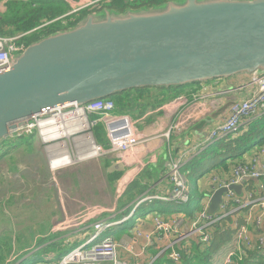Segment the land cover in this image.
<instances>
[{"label":"water","instance_id":"obj_1","mask_svg":"<svg viewBox=\"0 0 264 264\" xmlns=\"http://www.w3.org/2000/svg\"><path fill=\"white\" fill-rule=\"evenodd\" d=\"M262 73L264 0H172L124 12L106 8L31 43L0 72V142L16 133L18 121L61 105L80 107L131 89ZM229 190L242 193L241 186L218 189L208 214L218 211Z\"/></svg>","mask_w":264,"mask_h":264},{"label":"crops","instance_id":"obj_2","mask_svg":"<svg viewBox=\"0 0 264 264\" xmlns=\"http://www.w3.org/2000/svg\"><path fill=\"white\" fill-rule=\"evenodd\" d=\"M38 1L43 3L49 2V0ZM87 1L90 0H63V3L67 6L68 11L79 9L77 14V18H79V14L84 11ZM85 15L82 14L81 16L84 17ZM250 78L251 76L248 74H241L206 83H199L196 86L187 87L181 91L175 98L177 101L173 100L175 101L174 103H171L173 101H167L155 109H148L141 116L133 117L134 129L139 143L128 152L122 155H115L120 160L114 157L91 159L80 161L79 164L65 169L57 171L49 170L52 172L49 178L52 183L51 202L42 211H39L37 201L32 200V204L27 203L23 209L24 212L20 211V217H24L25 222H19V229L32 232L33 229L43 228L45 229V233H50L49 229L52 225L54 226L57 222L62 221L64 217L71 216L80 209V202H94L100 205L102 204L104 207L114 208L113 212L104 215L103 219L116 223L110 229L114 231L112 237L117 243L119 239L121 242L122 239L128 237V239H132L134 242L137 241V246L139 245L137 247L138 250H143V239L136 240L134 237L135 226V229L142 228L145 231H152V218L156 214L167 218L180 213L181 216L186 218L184 213L177 212L175 206L170 207L171 204L162 198L167 196L171 190V184L167 178V162L170 158L179 157L182 151H188V154H185L183 158V166H187L195 158L200 156L203 148L216 143L212 142L213 144L204 145L205 138L210 131L227 118L229 114L228 107L233 102L246 100L253 95L255 87L249 85ZM230 88H238V91L229 93L231 92L228 91ZM220 93L223 95H220ZM196 94H208V98H202L198 102H192V97L196 96ZM192 109L197 111L196 120L187 126L183 132L174 133L171 131L170 127L172 123L178 121L183 115V112ZM100 125L102 126L101 123ZM99 140L107 144L103 129L101 130ZM257 147H253L249 151L244 152L240 156V159H234L233 161L245 160L249 154L255 152L254 150ZM37 150L38 147L36 152ZM211 173L216 172L210 171L208 175L200 177L197 180V186L201 188L199 191L201 199L210 192L208 177ZM229 173L230 169L226 175ZM25 177L30 184L37 185L39 189L42 188L36 176L34 177L31 173H26ZM262 181L264 182V179ZM248 184L247 190H253L259 182L252 180ZM134 185H136V189H132L131 191L133 192L130 193L129 189ZM63 191H65V194ZM141 197L154 198H149V202H144L139 208L137 207L143 210L144 217L139 216L134 226L124 228L127 222L122 223L123 219L135 217L138 211H135V206ZM261 197H264V193ZM159 209L161 212H159ZM250 211L252 216L261 215L262 223L258 228L252 223L247 224L252 245L246 248L238 245L233 225L234 223L245 225ZM31 215H34L33 219L30 218ZM63 222L66 223V220H63ZM216 227L220 229L219 233H225V235L217 237L220 242V247L214 253L212 258L213 264H241L247 255L250 256L251 262L260 260L264 264V242L261 243L262 245L259 244L260 239L264 236V211H261L257 207L249 209L246 207L237 208L234 213L227 216ZM189 228V225H184L180 233L182 235L187 234ZM66 229L74 228L69 227ZM125 229L129 230L126 231ZM17 232L20 233L22 231ZM213 233L215 235L216 231H213ZM51 237V240L40 247L39 252H41V256L48 253L44 251L45 246H47L49 247L47 248L49 253L53 254L50 256L45 254L42 260L41 256H36L38 263L44 260L41 264H45V258L47 259V257L55 259L57 256L58 258L60 256V250L65 247H71L67 244V235L52 234ZM194 237L196 239L199 238L197 236ZM191 240L190 238V245ZM171 243V241L164 239L161 245L155 239L152 240V243L148 244L149 246L145 248V250L148 249L152 253L151 258L147 260V264H152L156 257L164 255L166 248L170 247ZM182 243H184V240H182ZM25 250H27L26 246H21L20 248L12 249L9 255H7L9 253L8 251L5 259L0 261V264H20L22 260L35 259V255H33L35 251L30 252ZM240 250L243 251V254L240 253ZM247 252L249 253L247 254ZM14 255L16 257L24 255V257L12 262V259H8V257H13ZM59 260L50 264H58Z\"/></svg>","mask_w":264,"mask_h":264},{"label":"rangeland","instance_id":"obj_3","mask_svg":"<svg viewBox=\"0 0 264 264\" xmlns=\"http://www.w3.org/2000/svg\"><path fill=\"white\" fill-rule=\"evenodd\" d=\"M30 1L35 2V4L32 5L33 10L31 11V14L38 15L40 24H44L42 25L41 28H44L45 26L50 24L46 16L49 15L52 16V13L54 11L47 12L44 9L49 5L47 3L44 4L43 2H39L38 0H23L24 3ZM90 1H87V4L89 6H91ZM40 4H42L43 8H40L39 6ZM52 4L57 5L63 3L60 1H54ZM89 6L86 5V7H84L85 8L84 10L87 11L86 14L94 13V12L98 13L103 9L108 8V3L103 4V6L95 9H93L94 7L89 8ZM35 10H37V12H35ZM27 12L30 11L28 10ZM0 14L5 15L6 11L1 10ZM53 21L55 22L56 20L54 19L50 22ZM77 22L78 21H76V23ZM74 25H71L70 27ZM12 30H14L13 32H15L13 26H12ZM31 32H33V30ZM21 35L24 34L21 32H17V33L15 32L12 37L19 38V36ZM107 100L108 99L105 98L95 101H104L105 103H107ZM171 100L172 99L168 101ZM82 106L77 108L80 109ZM71 111L72 114L73 112L77 111L80 115L79 117H76L73 114L75 120L86 119L87 122H93L95 120L96 121L98 120V122L91 128V133H92V129L95 126H97L99 123H101L99 122V116H97L94 113H86L85 114L86 118H84V116L78 110H75V108H71ZM113 113L128 117L133 125V133L137 137L134 129L133 117L127 114H119L116 109L114 110ZM87 115H91V116L95 115L98 118L92 119L91 116L87 117ZM62 124L59 123L58 121H55V125L57 126L58 129L62 128L63 126L68 128L67 131H69V129H71L70 128L71 126L74 127L73 123L70 122L68 116L66 117V121L62 122ZM28 133L29 134H26L25 132H21V131L16 132L11 137H7L4 139V141H6L5 146L3 145L2 147L0 146V230H2L0 231V256L2 255L3 260L5 259V255L8 251L9 253L7 255L11 253L10 251L12 249L20 248L21 246H26L27 250L25 251H30V252L35 251L33 254L35 255V259L33 260H36V256H41V252H39L40 247L45 245L50 240L49 238H51L52 234H61V236L67 235L68 237L67 244L71 246L70 248L65 247L62 250H60V256L58 257L59 259H61L63 256H65L72 250L74 249L76 250L77 247L82 249H89L92 246L97 245L95 243L85 244L88 241V239L95 240V238H99V240L96 242L98 243V242H104L105 240L110 238V240L117 242L116 240L112 239L113 238L112 234L114 231L110 229L111 227L106 230L104 229V227L108 225H114L116 223H113L107 219H103V216L112 213L114 208L104 207L102 204L100 205L99 203H94V202H91L92 204L80 202L79 204L81 206L80 209L75 214L68 217H64L63 220H66V223H64L62 220L57 222L54 226L52 225L51 228L49 229L50 233L49 232L45 233V229L43 228L33 229L32 232H26L23 231L22 229H19V225H20L19 222L20 221L25 222L24 217H20V211L24 212L23 209L24 207H26L27 203L32 204V200L37 201L38 203L37 207L39 208V211H42V209L46 208L51 202L52 183L49 180L52 174L51 171H57L68 167H72L76 164H79L80 161H87L91 159H107L114 157L120 160L118 157L115 156L114 153L109 151V144L106 139V136L105 139L107 141V144L106 142L103 143L102 141H97L95 137H92L93 133L92 136L88 135L89 131L86 128V125H81V127H77V130L74 131L72 134L69 133V136L54 134L53 137H56L54 139H50L52 136H45L43 133H39L37 129H34V131H30ZM94 143L101 147L100 149L101 151H103L102 155L100 156L96 155V157L94 156L96 152L94 149ZM37 147L38 150L36 152ZM52 151L54 152V156L58 158L61 157L62 159L57 160V158H51L50 155ZM28 153H32V154H28ZM238 154L239 153H236V155ZM202 160L203 159L198 158L197 160H195V164L197 163L200 164ZM199 164L194 171L185 173L188 172V170H186L184 172L188 189L190 190L191 196L195 200H199L200 198V193H199L200 188L197 187V180L200 177H205L206 175H208V170L210 167V163L207 164L206 162H204L201 163L200 165ZM52 168H55L56 170H53ZM26 173H31L34 177L36 176L42 188L39 189L37 185L30 184L25 177ZM229 175H231V173L228 174L227 176ZM63 193L65 194V191H63ZM262 193H264V190ZM142 211H143L142 209H139L136 212L135 217L134 218L131 217L133 219L129 220L128 223H125L124 228H130L134 226L138 217L141 216ZM30 218L33 219L34 215H31ZM69 227H73L74 229H66ZM182 227L183 225L180 227V229ZM125 230L127 231L129 229H125ZM16 231H22V232L16 233ZM42 231L43 233H41ZM190 238L192 237H189L184 240L187 243V245H189ZM86 239L87 241H85ZM155 240L158 243H161L162 245V241H159L157 237H155ZM170 241L176 242L177 244L182 242V240L176 241L175 236H172L170 238ZM118 243H119V247L118 250L114 252L115 253L114 255L107 256L106 259L102 261H98L94 259L91 261V264H114V262H118V261L121 264L124 263L147 264V260L151 258L152 253L150 250L148 251V249H147V253L144 254H141V251L136 249L134 252L133 250H130L132 244L135 245L136 247L139 246V245L137 246V241L134 242L132 241V239H128V237H126L122 239L121 242L119 239ZM47 248L49 247L45 246L44 251L48 252L45 254H47V256H50L53 253H49V250H47ZM167 252L169 253V250H166L164 255ZM45 254L41 256V260ZM13 257H8V259L10 258L12 259V262L13 261L15 262L17 259L23 258L22 256L16 257L15 255ZM58 258L57 256L55 257V259H53L52 257H47V259L45 258V264H50L55 261H58L59 260ZM31 261L29 262L30 264ZM43 261H40V263H38L37 261L34 264H41Z\"/></svg>","mask_w":264,"mask_h":264},{"label":"built area","instance_id":"obj_4","mask_svg":"<svg viewBox=\"0 0 264 264\" xmlns=\"http://www.w3.org/2000/svg\"><path fill=\"white\" fill-rule=\"evenodd\" d=\"M8 1L10 0H0V3L7 4ZM100 1L101 0H93L90 1V4H97ZM87 6L89 5L87 4ZM18 40L19 38L16 37L0 39V66L7 64L13 56L24 50V46L19 44ZM251 79L255 85L256 94L243 102H233L228 107L229 114L227 118L221 124L212 129L206 136L204 143L205 146L207 144L210 145L212 142L215 143L217 140L227 135H234L245 122L260 118V116L264 113V73L253 76ZM71 108L78 110L84 116V118H86V113H94L99 116V122L102 123L104 130L106 131L105 136L109 144V151L113 152L115 155H122L139 143V140L133 133V125L131 120L128 117L113 113L116 109L113 101L107 100V103L104 101H95L88 103L87 105H83L80 109H78L75 104H68L64 109H62V107L54 109L55 114L59 116V119L54 120V124L55 121H58L62 124V122L66 121V117L68 116L70 122H72L74 125V127H70L73 132L77 130V127L86 125V128L89 131L88 135L92 136L91 128L98 122V120L93 122H87L86 119L75 120ZM196 118L197 111L193 109L189 110L180 117V120L176 121L174 126L170 127V130L174 133H179L184 125H186L188 122L195 121ZM29 120H34L33 122L30 121L33 127L27 131H22L26 134H29L28 132L30 131H34V127L37 125L36 120L38 119L31 118L28 119V121ZM100 148V146L94 143V149L96 151L94 155L95 157L96 155L100 156L103 154V151H101ZM201 148L203 147L201 146ZM185 154H188V151H184L183 155L181 154L177 158H170L167 162L166 171L167 178L171 184V190L167 196L162 197L164 198V201L173 202L179 206H181L182 203L190 204L195 200L186 188L187 181L183 172L185 167L183 166V158ZM55 158H57V160L62 159L61 157ZM256 160L262 161L260 169L257 168L255 164ZM53 170L56 169L53 168ZM208 178L210 192L206 194L203 199H199L200 209L192 217L193 226L187 230V234L182 235L180 233L181 229L178 228L183 220L180 214H175L167 218L156 214L152 218V231L134 229L135 239H143L144 241L143 250L149 246L148 244L152 243V240H154L155 237H157L159 241H163L164 239L170 241V238L175 236L177 238L176 241H178L197 236L199 237L200 243L203 241H210L212 239L214 227L217 226L221 220H224L227 216L234 213L237 208L246 207L249 209L257 207L261 211H264V197H261L264 190V182L262 181L264 179V150H261L259 154L251 161H244L236 165L232 169L230 179L228 181H223L219 175L215 174H210ZM252 180L258 181L259 184L255 189L247 190L248 187L244 186ZM237 184L242 185L241 195L239 196L235 192L229 190L227 193L222 195V202L219 205L218 211L213 215L208 214L211 195L218 189L228 188ZM149 198L154 197H144L139 200V203H143ZM261 220V215L252 216L250 211L246 218L245 225L234 223L233 226L235 229V236L238 245H242L246 248L251 247L252 244L249 232L247 230V224L252 223L256 228H258ZM111 226L112 225H108L104 227V229L106 230ZM263 239L264 236H262L260 240V245H262L261 243L263 242ZM90 240L91 239H88V241ZM85 241H87V239ZM95 244L97 245L92 246L89 249L77 247L78 249L76 248V250L74 249L63 256L58 264H91V261L94 259L102 261L106 259L107 256L114 255V252L118 250L119 247V243L110 240V238L104 242H98ZM177 245L178 244L176 242H172L171 246L166 248V250L169 249L168 259L176 264L181 260V251L187 253L189 248V245H187L185 241L184 243L179 244L178 246ZM240 253L243 254V251L240 250ZM114 264L121 263L118 261L114 262Z\"/></svg>","mask_w":264,"mask_h":264},{"label":"trees","instance_id":"obj_5","mask_svg":"<svg viewBox=\"0 0 264 264\" xmlns=\"http://www.w3.org/2000/svg\"><path fill=\"white\" fill-rule=\"evenodd\" d=\"M54 1H60L63 3V0H49L50 3L46 2L49 6L44 9L47 12L54 11L52 13V16L50 15L46 16L48 18V22L54 19L56 21L48 24L44 28H41L42 25L44 24H40L39 16L31 14V11L33 10L32 5L35 4L34 1L24 3L23 1L10 0L8 1L7 4L0 3V11L1 10L6 11L5 15L0 14V36L12 37L15 32L16 33L21 32L23 34H26L19 36L20 38L18 40V43L23 45L25 48L31 43L40 40L54 32L63 31L69 28L71 25H74L76 21H79L82 18L81 16L82 14L87 13L86 10L82 11L81 14H79L80 15L79 18H77L78 10L75 13L68 15L73 10L68 11V8L64 3L53 5L52 3ZM168 1H172V0H111V1L107 0L91 5L89 6V8L94 7L93 9H95L103 6V4L108 3L107 9L114 10L117 12H124L127 9H139V8L160 6ZM176 1H181V0H176ZM42 4L39 5L40 8H43ZM28 10L30 12H27ZM35 12H37V10H35ZM12 26L14 27L15 32H13L14 30H12ZM32 30L33 32H31ZM196 85L197 84H192L181 87H169V88H151V87L137 88V89H131L118 93L107 99L114 102L116 106V110L119 114H127L131 117H135L144 114L148 109H155L161 106L170 99H172L171 101L175 100V98L180 94L181 91H183L187 87H192ZM91 118L97 119L98 117L94 115L91 116ZM102 129L103 127L100 125V123L92 129L93 137H95L97 141H100L99 139ZM104 133H106L105 130ZM2 145L5 146L6 141L3 140L0 143L1 147ZM256 146L258 147L254 150L255 152L253 151L254 153L249 154L245 160H241L238 162L233 161L234 159H240V156L244 152L249 151L251 148ZM261 150H264V116H260V118L245 122L236 131L234 135H227L217 140L214 145L204 148L198 158L203 159L201 163L204 162H206L207 164L210 163L208 173L210 171H214L216 173H211V174L219 175L222 178L224 176H227L226 173L228 172L229 169L231 173L232 169L236 165L244 161H248L251 157L255 158V156H257ZM236 153L239 154L236 155ZM198 158H195L192 162H190L187 166H185L183 172H185L186 170H188V172L185 173L194 171L199 164V163L195 164V160H197ZM132 189H136V185L132 186L129 189L130 193L133 192L131 191ZM188 192H190L189 189ZM142 198L144 197H141L140 199ZM149 201L150 200H147L145 202H149ZM168 203L171 204L170 207L175 206L177 208V212L179 211L184 213L186 215L185 219L187 221L192 220L194 214L200 209V200H194L192 203H190L187 206H179L173 202H168ZM138 208L137 210H139ZM159 212H161L160 209ZM141 217H144L143 212L141 214ZM128 222L129 221H127V223ZM135 228L136 226L134 227V229ZM214 229L213 231H216V233L215 235L214 233L212 234V239L208 244H204L202 242L200 243L199 238L197 239L195 237L191 238L192 239L191 245L189 241L188 252L185 253L184 251H181V260L180 263L178 264H213L212 258L214 256V253L220 247V242L217 239V237L225 235V233H219L220 229L217 228L216 226L214 227ZM49 239L51 240L52 237ZM131 246L133 252L135 251V249L138 250L135 245L132 244ZM139 251H141V254H144L147 252V249L139 250ZM248 253L249 252H247V254ZM24 255L22 257H24ZM0 261H3L2 256H0ZM30 261H31L30 259H25L22 260L20 264H28ZM35 262H37V260L31 261V264H34ZM152 264H176V263L169 260L168 255L166 256L161 255L159 257H156L153 260ZM241 264H262V262H260V260L251 262L250 256L247 255L245 256Z\"/></svg>","mask_w":264,"mask_h":264},{"label":"bare ground","instance_id":"obj_6","mask_svg":"<svg viewBox=\"0 0 264 264\" xmlns=\"http://www.w3.org/2000/svg\"><path fill=\"white\" fill-rule=\"evenodd\" d=\"M103 1H107V0H101L100 2H103ZM77 10H78V9L73 10V11L70 12L68 15L75 13ZM35 30H36V29H35ZM35 30H34V31H35ZM7 38H8V37H1V36H0V39H7ZM11 61H12V58L8 61L7 64H5V65H3V66H0V72H3V71L8 70V69H9V64H10ZM251 78H252V77H251ZM251 78H250V81H249V85L255 87V85H254V83H253V81H252ZM255 94H256V88H255V90H254L253 95H255ZM253 95H252V96H253ZM202 98H208V95H206V94H205V95H204V94H203V95H198V94H196V96H193V97H192V100H191V101H192V102H198V101L201 100ZM243 101H245V100H241V101H239V102H243ZM67 105H68V104L61 105V106H58V107H62V109H64ZM58 107H57V108H58ZM54 109H55V108H54ZM54 109L43 110V111H40V112H38V113H36V114H32V115L30 116V118L22 119V120L18 121V122L16 123V129H15V131H16V132H19V131L22 132V131H27V130L31 129V128L33 127V125L30 123V121H34V120H29V121H28V119L36 118V119H38V120H36L37 125L34 127V129H37L39 132H42L45 136H52L50 139H54V138H56V137H53L54 134H59V135H66V136H69V133H70V134L73 133V132H72V129H69V131H67L68 128L63 127V126H62V128L57 129V126L54 124V120H55V119H59V116H57V115L55 114ZM188 111H189V110H188ZM188 111L183 112V114H184V113H187ZM73 114H74L76 117H79V116H80L79 113H78L77 111L73 112ZM88 116H91V115H87V117H88ZM261 116H264V113H263ZM179 120H180V118H179ZM192 122H194V121L188 122L186 125H184L180 132H183V131L186 129V127L189 126ZM175 124H176V122H173V125H172V126H174ZM180 132H179V133H180ZM51 134H52V135H51ZM183 152H184V151L181 152L182 155H183ZM112 153H113V152H112ZM80 154H81V153H80ZM50 157H51V158H55V157H56V156H54V152L51 153V156H50ZM253 158H254V157H251L248 161H251ZM50 163H51V162H50ZM255 164H256L257 168L260 169V167H261V165H262V161H261V160H256ZM52 169H53V168H52ZM54 169H55V168H54ZM221 179H222L223 181H228V180L230 179V175H229V176H224V177H222ZM234 186H241V188H242V185H241V184H237V185H234ZM248 186H249V184H245L244 187H248ZM186 188H187V191H188V187H187V186H186ZM216 191H217V190H216ZM141 204H142V203H139V201L136 203L135 211L137 210L136 208L139 207ZM187 205H189V204H187V203H182V204H181V206H187ZM179 214H180V213H179ZM182 215H183V214H182ZM182 218H183V220H182V222L180 223V225L178 226L179 229H180V227H181L182 225H183V226H184V225H189L190 227L193 226V219L190 220V221H187L183 216H182ZM131 219H133V218H131ZM131 219L124 218L123 221H122V223H123V222H127V221H129V220H131ZM222 221H223V220H221V222H222ZM251 222H253V221H251ZM261 223H262V222L260 221L259 224H261ZM152 225H153V223H152ZM233 228H234V226H233ZM137 229H139V228H137ZM98 240H99V238H95V240L87 241L85 244L96 243ZM260 240H261V239H260ZM263 242H264V239H263ZM202 243H204V244H208V243H210V241H203ZM130 250H132L131 247H130ZM144 250H145V249H144Z\"/></svg>","mask_w":264,"mask_h":264}]
</instances>
